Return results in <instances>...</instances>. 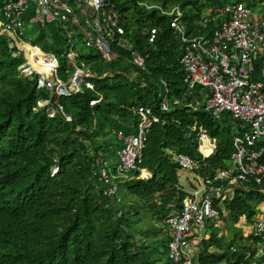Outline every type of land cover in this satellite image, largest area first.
I'll list each match as a JSON object with an SVG mask.
<instances>
[{"label":"trees","instance_id":"1","mask_svg":"<svg viewBox=\"0 0 264 264\" xmlns=\"http://www.w3.org/2000/svg\"><path fill=\"white\" fill-rule=\"evenodd\" d=\"M7 1L0 0V17ZM108 1L123 14L136 48L147 57L145 68L133 67L125 55L105 64L91 50L80 60L96 74L94 89L60 97L58 103L50 91L38 88L37 77L21 75L24 55L15 58L17 47H11L7 35L0 36V264H166V221L183 209L189 195L169 152L199 160L197 175L203 179L229 165L241 123L229 114L216 118L208 112V93L201 87L187 91L184 44L172 28L173 17L146 5L165 11L179 7L187 35L210 39L227 5L242 2L257 9L264 0ZM152 30L157 35L150 43ZM37 40L44 49L33 46L45 53L64 52L58 29L49 28ZM254 66L253 79L264 82V54ZM43 101L50 104L40 107ZM142 107L159 122L146 136L142 163L128 173L133 176L123 184L119 204L103 195L95 162L110 164L118 157L119 133L136 132ZM201 128L216 141L207 159L199 152ZM111 170L117 176L118 167ZM143 170L153 178L141 179ZM225 206L229 237L209 223L210 235L201 241L195 264H264V233L245 237L239 229L242 220L264 218V185H240ZM148 219L165 225L138 232ZM144 235L152 242L140 245L137 236Z\"/></svg>","mask_w":264,"mask_h":264},{"label":"built area","instance_id":"2","mask_svg":"<svg viewBox=\"0 0 264 264\" xmlns=\"http://www.w3.org/2000/svg\"><path fill=\"white\" fill-rule=\"evenodd\" d=\"M32 6L34 17L26 21L25 17L30 14ZM146 8H155L164 16L173 17L172 28L184 44L182 65L187 73V91L192 93L201 87L208 93L204 101L208 112L216 118L229 114L243 128L234 136V151L228 167L208 179L197 175L201 169L199 160L176 151L169 152L181 170L196 175L199 186L188 191L183 209L166 221L170 236L166 264H195L198 247L208 235L204 237V230L209 223L228 217L225 205L233 199L235 189L252 183L264 185V82L253 79L255 60L264 51V13L258 14L257 9L242 2L229 4L222 11L220 28L207 39L187 35L179 7L171 11L159 6L146 5ZM123 18L116 5L108 0H8L0 17V36L7 35L11 47H17L19 51L14 53L15 58L24 55L26 63L19 69L21 75L29 79L37 77L38 88L50 91L58 103L60 97L80 93L85 88L94 89L91 80L96 74L81 62L76 52L82 36L86 47L99 54L105 64H111L125 55L133 67L145 68L147 57L136 48ZM27 24L37 25L45 31L51 25L58 27L59 34L65 40L63 57L67 61V80L59 77L60 65L56 55L18 40V36L25 34ZM156 35L157 30H152L150 43L154 42ZM27 45L46 55L44 65L52 68L51 75L46 76L33 69L24 49ZM49 104L50 101H43L39 106ZM60 110L63 111V107ZM163 110L169 111L166 104ZM138 113L140 124L136 132L131 135L119 133L123 143L118 152L119 173L128 174L139 170L146 136L153 125L159 122L150 108L142 107ZM55 114L56 111H53L50 116L54 117ZM66 118L71 121L70 117ZM199 139V152L207 159L215 152L216 141L202 128ZM206 140L213 147L210 156L202 151ZM95 167L97 171L94 176L102 186L103 195L121 204L116 182L118 177L110 164L97 159ZM141 172L146 173V179L153 178V174L147 170ZM262 211L264 213V209ZM248 229L254 236L262 235L263 216H257Z\"/></svg>","mask_w":264,"mask_h":264},{"label":"rangeland","instance_id":"3","mask_svg":"<svg viewBox=\"0 0 264 264\" xmlns=\"http://www.w3.org/2000/svg\"><path fill=\"white\" fill-rule=\"evenodd\" d=\"M257 11H258V14L264 13V7H258ZM33 17H34V7L32 6L30 14H28L25 17V20L28 21V19H31ZM52 27L55 29L58 28L56 25H51L50 29H52ZM43 32H45V30H41L39 26L27 24V30H26L25 34L23 36H18V40L24 41L27 43H31L32 45H38L43 50L44 45L42 43L37 42L38 41L37 39L39 38L40 34H42ZM51 52L55 53V55L59 61V65H60L59 77L61 79H64L65 74L63 75V72L68 70L67 61H66L65 57H63V53H59L55 50H52ZM76 52H77V54H79V56L81 58H83L85 55H88L91 53V49L87 48L85 45L83 36L81 37L80 41L77 44ZM261 54L263 55L264 51ZM67 76H69V75L66 74V77ZM41 104L43 105L44 103H41ZM120 146H121L120 148L123 147L122 142H121ZM119 164H120L119 158L118 157L114 158L110 163L111 169H115L116 167H119L118 166ZM132 176H133L132 174L119 173V171L117 172V177H118L117 178V185H118V189H119V195H120L122 201L124 200L123 194L125 193V190L123 189L124 188L123 184L125 183V181L130 180L132 178ZM140 176H141V179H146V173L141 172ZM180 184H181V186H183L188 191H192L193 189H195L199 186V183L196 180V175L192 172H187V171H183V170H180ZM256 218H255V220H256ZM211 224L214 225L215 229L217 228V229L221 230V232L223 233V235L225 237H229L230 231L228 230L223 219L216 221L214 223H211ZM153 225H154V227H164L165 224L164 223L159 224L154 220L148 219L147 223H143L140 226H138L137 231L138 232L147 231ZM250 225H251V222H249L246 219L241 221L239 229H241V231L244 233L245 237H248L250 235V230L248 229L250 227ZM210 232L211 231H208L207 237H209ZM165 233H167V231H163L162 235H164ZM137 242L140 245L141 244L144 245V244H148V243L152 242V240L150 239V237L144 235V236H137Z\"/></svg>","mask_w":264,"mask_h":264},{"label":"bare ground","instance_id":"4","mask_svg":"<svg viewBox=\"0 0 264 264\" xmlns=\"http://www.w3.org/2000/svg\"><path fill=\"white\" fill-rule=\"evenodd\" d=\"M24 49L34 70L46 76L51 75L52 68L44 65L46 55L41 50L33 48L29 45L25 46ZM36 59H38V62ZM202 151L206 156H210L212 154L213 147L211 146L209 140H206L203 144Z\"/></svg>","mask_w":264,"mask_h":264},{"label":"crops","instance_id":"5","mask_svg":"<svg viewBox=\"0 0 264 264\" xmlns=\"http://www.w3.org/2000/svg\"><path fill=\"white\" fill-rule=\"evenodd\" d=\"M207 233H208V229L206 228V230H204V232H203L204 237L207 235Z\"/></svg>","mask_w":264,"mask_h":264}]
</instances>
